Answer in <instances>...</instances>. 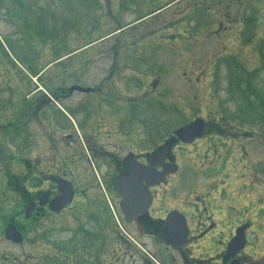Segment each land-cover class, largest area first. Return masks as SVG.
Returning a JSON list of instances; mask_svg holds the SVG:
<instances>
[{"label": "rangeland", "instance_id": "rangeland-1", "mask_svg": "<svg viewBox=\"0 0 264 264\" xmlns=\"http://www.w3.org/2000/svg\"><path fill=\"white\" fill-rule=\"evenodd\" d=\"M105 82L115 84L121 117L125 107L132 111L131 142L144 134L149 149L196 118L206 121L202 139L176 150L181 169L166 201L182 206L188 191L208 192L224 228L249 219L250 242L263 246L264 0H0L1 214L20 208L8 180L27 175L33 162L24 123L32 97L22 96L36 83L49 91ZM79 99L99 100L75 94L69 101ZM57 106L78 123L76 111ZM65 133L73 134L54 133L53 142ZM58 157L47 152V163ZM86 160L73 162L77 181L87 178ZM111 201L117 231L100 225L107 237L99 249L84 239L92 224L72 212L28 224L21 245L0 236V264H114L109 244L126 264L120 235L133 227H125L117 195Z\"/></svg>", "mask_w": 264, "mask_h": 264}, {"label": "flooded vegetation", "instance_id": "flooded-vegetation-1", "mask_svg": "<svg viewBox=\"0 0 264 264\" xmlns=\"http://www.w3.org/2000/svg\"><path fill=\"white\" fill-rule=\"evenodd\" d=\"M107 82L81 86L84 90L72 93L70 89L75 85L69 88L51 87L49 91L44 87H36L31 91L29 95L32 100L24 109L28 112L33 162L28 164L27 175L20 178L13 174L9 177L8 185L16 189L20 208L7 214L0 213V236L6 238L7 227L12 226L23 236L25 242L28 224L32 225L45 218L56 219L73 212L76 220L82 217L84 223L87 221L92 224L89 229L83 227L84 239L92 241L99 249L102 236L106 235L101 231L100 225H108L111 230L117 231L116 214L111 201L113 195H117L124 225L128 229L129 226L133 227L129 233L120 235L121 246L129 259L126 264H264V245L250 242L253 232L251 220L239 223L234 229L224 228L215 219L216 212L208 192L205 195H194V191H188L192 195H187L179 202L182 206L170 205L166 201L165 194L172 193L177 188L172 177L180 174L181 169L176 150L194 145L200 139L187 144L176 138L173 131L152 149L146 147L144 134L136 138V142H131L129 123L132 111L125 107V115L121 117L116 109L121 111L122 101L115 98V84ZM75 94L85 97L93 94L99 100L69 101ZM128 99H131L130 95L125 96L126 103ZM60 101L70 111H76L78 123L71 122L65 112L63 115L58 111L57 103ZM122 123L126 126L122 127ZM66 130H71L74 135L65 133L61 135V139L57 137L53 142L54 133ZM164 149L165 159L159 162L155 160L160 163L157 170L162 171L163 166L170 169L176 165L178 170L166 175L156 185L149 186L151 198L147 210L128 222L121 207L122 197L114 189V180L127 176L133 164L149 166V156L155 157ZM50 151L59 156L53 163H47L46 154ZM85 156L88 159L87 168H82L81 172H86L87 178L77 181L80 171L73 169L76 165L73 162L75 158L81 162ZM144 185H148V182L145 181ZM87 188H98L103 196L91 198L87 194ZM63 189L71 191V201L62 210L54 211L53 202L63 195ZM96 200H103L105 207H101L100 202L97 204ZM173 211H178L185 217L188 231L186 238H182L181 228L170 223L174 225L171 233L176 235L171 237L173 243L167 244L170 237H165L164 232L168 216ZM244 225H248L245 231L246 243L241 248L230 245L238 227ZM103 242H108L107 238ZM107 248L112 251L111 258H115L113 263L121 264L118 262L115 246L111 249L109 244Z\"/></svg>", "mask_w": 264, "mask_h": 264}, {"label": "water", "instance_id": "water-1", "mask_svg": "<svg viewBox=\"0 0 264 264\" xmlns=\"http://www.w3.org/2000/svg\"><path fill=\"white\" fill-rule=\"evenodd\" d=\"M74 88L70 89V91H73ZM76 88L83 90L79 87ZM204 127V120L198 118L192 123L176 130L174 135L184 143H192L195 139L203 136ZM173 140L175 139H172V141ZM165 156L166 149L158 152L155 157L150 155L148 160L150 163L149 166L133 164L131 166L130 173L127 176L116 178L114 180L113 186L115 191L122 197L121 207L128 222H132L138 215L147 210L151 198L149 186L156 185L164 178V176L177 170V166L170 169H166L165 166H163V170L161 172L157 170V166L160 165V163H158L159 160H164ZM155 160H158V162H155ZM145 181L148 182V185L146 186L144 185ZM71 195L72 193L70 190L64 191L63 189V195L56 198L53 202V210H62L64 205L71 201ZM43 202L44 201L42 200L41 204H43ZM29 209L30 206L28 207V211ZM170 223H175L176 226L180 227L182 229H179L180 236L182 238H186V232L188 231L186 219L178 211H173L168 216L164 232L165 237H170L166 241L167 244L173 243L171 237L176 235L175 233H171V228L174 227V225H170ZM168 228H170L169 231ZM247 228L248 225L239 227L236 231V235L232 238L229 244L241 248L246 243L245 231ZM6 237L14 243H21L23 241L22 235L12 226L7 227Z\"/></svg>", "mask_w": 264, "mask_h": 264}, {"label": "trees", "instance_id": "trees-1", "mask_svg": "<svg viewBox=\"0 0 264 264\" xmlns=\"http://www.w3.org/2000/svg\"><path fill=\"white\" fill-rule=\"evenodd\" d=\"M37 74V73H36Z\"/></svg>", "mask_w": 264, "mask_h": 264}]
</instances>
